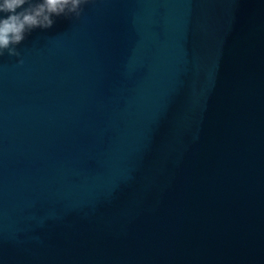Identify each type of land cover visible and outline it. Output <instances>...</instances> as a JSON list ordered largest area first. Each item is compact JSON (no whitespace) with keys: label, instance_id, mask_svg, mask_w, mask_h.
I'll list each match as a JSON object with an SVG mask.
<instances>
[{"label":"water","instance_id":"water-1","mask_svg":"<svg viewBox=\"0 0 264 264\" xmlns=\"http://www.w3.org/2000/svg\"><path fill=\"white\" fill-rule=\"evenodd\" d=\"M0 57V264H264V0H90Z\"/></svg>","mask_w":264,"mask_h":264},{"label":"clouds","instance_id":"clouds-1","mask_svg":"<svg viewBox=\"0 0 264 264\" xmlns=\"http://www.w3.org/2000/svg\"><path fill=\"white\" fill-rule=\"evenodd\" d=\"M90 0H0V57L19 59L18 45L36 29L53 27L57 17L79 18Z\"/></svg>","mask_w":264,"mask_h":264}]
</instances>
